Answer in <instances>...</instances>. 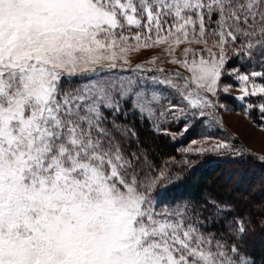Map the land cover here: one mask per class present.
Instances as JSON below:
<instances>
[{
    "label": "snow or ice",
    "instance_id": "obj_1",
    "mask_svg": "<svg viewBox=\"0 0 264 264\" xmlns=\"http://www.w3.org/2000/svg\"><path fill=\"white\" fill-rule=\"evenodd\" d=\"M160 45L188 75L133 66ZM226 75L264 120V0H0V264H254L231 242L250 221L217 234L204 209L161 203L170 173L129 150L137 133L118 120L185 133L216 119Z\"/></svg>",
    "mask_w": 264,
    "mask_h": 264
},
{
    "label": "trees",
    "instance_id": "obj_2",
    "mask_svg": "<svg viewBox=\"0 0 264 264\" xmlns=\"http://www.w3.org/2000/svg\"><path fill=\"white\" fill-rule=\"evenodd\" d=\"M227 67H238L241 72L250 68L247 61L240 60L231 61ZM229 79L227 76L228 82L232 81V78ZM125 108L131 109V106L125 104ZM235 108L246 111L257 125L262 124L257 120V109L245 110L241 105ZM118 120L134 127L137 133L129 150L145 158L153 171L166 169L170 173L168 183L157 188L161 203H188L197 209H204L202 214L207 217L208 227L217 234L227 232L234 217H244L250 221L247 233L242 240L233 238L231 242L241 246L254 264H264V188L260 187L264 182V160L257 159L236 139L230 140L234 147L229 152L193 158L180 150L193 138V128L177 140L170 134L154 131L149 122L136 113L130 112L127 119L120 116ZM245 174L250 176L245 180V190L240 191ZM225 175L230 180L235 178L236 185L232 188L228 184L220 185L219 181ZM213 202L224 210L223 215L214 212Z\"/></svg>",
    "mask_w": 264,
    "mask_h": 264
},
{
    "label": "rangeland",
    "instance_id": "obj_3",
    "mask_svg": "<svg viewBox=\"0 0 264 264\" xmlns=\"http://www.w3.org/2000/svg\"><path fill=\"white\" fill-rule=\"evenodd\" d=\"M166 47H167L166 45H160L153 49L141 50L138 53H133L131 56L133 66L136 63H143L145 68H154V69L163 68L165 71H179L184 75H188L184 69L178 68L177 66L170 64L169 61L171 57L165 54ZM185 47H189V45L181 44L176 49L175 57L177 59L183 58L182 52ZM191 47L195 51L199 52L202 46L194 44L191 45ZM154 57L156 58L155 65L146 63V61H149ZM251 70H252L251 68H248L245 71H251ZM256 70H260V68L257 66ZM124 74L130 75L131 73L128 72ZM146 75L151 76L153 75V73L149 72ZM229 78L230 79L232 78V81L228 82L227 75L222 77L221 87L218 90V95L217 97L213 98V100L216 103V107L214 109L216 114V119L213 120L210 117L205 116L203 118L198 117L195 120H189L187 122L189 130L193 128L192 129L193 138L188 140L187 143L180 148L183 154L185 155L188 154L190 156H193V158H199L207 155L208 156L221 155L225 153V151L227 150H222L220 152H215V151L199 152L197 151V149L212 148L218 142H227L229 145H231L230 140L236 139L257 159L262 160L261 158L264 157V127H262L264 126V120L260 118V113L257 110V114H256L257 120L262 122V124L257 125L252 121V119L249 117V114H247L246 111L244 110L239 111L235 108L237 107V105H241L245 108V110H249L246 109V104L237 98L242 94L238 90L239 82L233 76H229ZM225 85L230 86L227 92L223 91V87ZM248 99L254 100L256 98H248ZM232 102H234V104ZM128 104L131 106L130 103ZM252 109L256 110V108H252ZM184 123H185L184 121H181L178 123L165 124L163 125V127L168 128L171 133H180V130L183 128ZM161 132L163 131H159L158 133ZM185 133L177 134L175 136L170 134V136L179 140V138H181L182 135ZM232 147H234V145H231V148ZM235 148L237 147L235 146ZM249 176L250 174L249 175L245 174V177L241 181L240 191L245 190L246 188L244 186L245 180ZM236 177L237 176H235V178ZM235 178L234 180H230L225 175L219 181V184L220 185L228 184V186L232 188L233 185L234 186L236 185ZM260 187L264 188V182L260 184ZM257 190H259V188H257ZM256 240H259V238H257Z\"/></svg>",
    "mask_w": 264,
    "mask_h": 264
}]
</instances>
